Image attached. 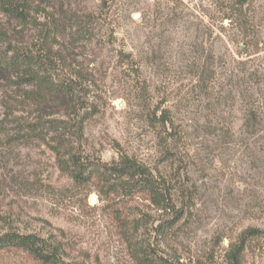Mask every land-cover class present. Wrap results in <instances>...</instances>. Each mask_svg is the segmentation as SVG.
Segmentation results:
<instances>
[{
	"label": "rangeland",
	"instance_id": "obj_1",
	"mask_svg": "<svg viewBox=\"0 0 264 264\" xmlns=\"http://www.w3.org/2000/svg\"><path fill=\"white\" fill-rule=\"evenodd\" d=\"M29 1L35 30L3 15L0 28L11 46L39 47L44 24L62 25L56 74L79 76L81 108L27 112L0 81V234L34 235L65 264H137L125 218L173 263L230 264L237 249L239 264H264V0ZM71 154L132 159L169 196L162 219L183 213L175 229L158 241L146 193L76 183L60 169ZM0 264L43 263L6 248Z\"/></svg>",
	"mask_w": 264,
	"mask_h": 264
},
{
	"label": "trees",
	"instance_id": "obj_2",
	"mask_svg": "<svg viewBox=\"0 0 264 264\" xmlns=\"http://www.w3.org/2000/svg\"><path fill=\"white\" fill-rule=\"evenodd\" d=\"M237 1L239 5L248 2V0ZM45 3H43L44 6ZM33 7L29 0H0V15L7 16L17 22L21 28L33 31L36 29V22L30 17ZM59 7L63 9V6L60 5ZM62 15L63 12L60 16ZM75 19L77 18L74 17ZM65 31L62 25L48 22L39 30L41 35L39 47H35L34 42H30L32 46L28 43V47H16L10 45L11 42L8 40L9 37L6 31L0 28V81L6 84H14L17 87L19 104L27 112L40 113L43 116L45 111L50 109L60 111L63 115H71L77 113L81 108L80 100L77 97L81 95L80 90L82 87L79 83L81 82L79 76L72 74L65 77L56 74L55 61L60 63L61 59L56 55V57L54 56L50 41L52 37L57 35L62 36L63 34L65 36ZM86 33L85 28L77 31V34H83L84 36ZM36 41L37 39L35 43H37ZM5 44L6 47H4ZM159 119L165 124L162 114H160ZM60 167L76 183H86L92 179H97L108 184L114 194L119 193V195L124 196L138 193L148 194L150 203L155 206L156 211L161 216L160 223L154 228L160 243L162 239L170 235L183 216L182 212L177 211L173 214V219H162V213L169 215L170 212H174V210H162V205L168 202L169 196L166 198L164 191H162V184L156 183L150 172L148 173L139 168L138 164L129 157L120 156L117 161L111 164L94 165L88 164V162H80L71 154L67 160L60 161ZM165 191H167V188ZM165 209H169V207ZM121 221L124 223L122 228L124 229L123 234L126 244L129 246L132 257L137 264H179L162 258V256L154 253L149 246L137 242L132 237V229H127L126 219L123 218ZM133 221L132 228L136 231L138 220ZM6 248H16L28 252L43 264H65L55 256L53 250L45 242L38 240L31 234L16 232L0 234V251ZM236 252H238L237 249L234 251L232 259H230V264H239Z\"/></svg>",
	"mask_w": 264,
	"mask_h": 264
},
{
	"label": "water",
	"instance_id": "obj_3",
	"mask_svg": "<svg viewBox=\"0 0 264 264\" xmlns=\"http://www.w3.org/2000/svg\"><path fill=\"white\" fill-rule=\"evenodd\" d=\"M134 17H138V15H134ZM89 204L90 205H94L95 204V197L93 195H91L89 197Z\"/></svg>",
	"mask_w": 264,
	"mask_h": 264
}]
</instances>
